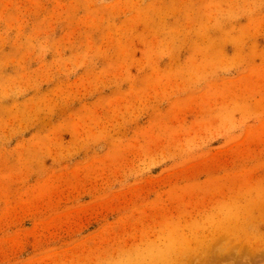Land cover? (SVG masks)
Returning <instances> with one entry per match:
<instances>
[{"label":"rangeland","instance_id":"374dc122","mask_svg":"<svg viewBox=\"0 0 264 264\" xmlns=\"http://www.w3.org/2000/svg\"><path fill=\"white\" fill-rule=\"evenodd\" d=\"M0 264H264V0H0Z\"/></svg>","mask_w":264,"mask_h":264},{"label":"bare ground","instance_id":"6f19581e","mask_svg":"<svg viewBox=\"0 0 264 264\" xmlns=\"http://www.w3.org/2000/svg\"><path fill=\"white\" fill-rule=\"evenodd\" d=\"M53 111V110H52Z\"/></svg>","mask_w":264,"mask_h":264}]
</instances>
